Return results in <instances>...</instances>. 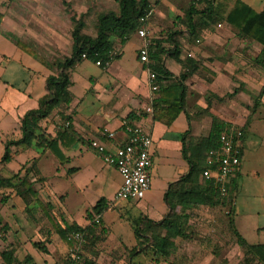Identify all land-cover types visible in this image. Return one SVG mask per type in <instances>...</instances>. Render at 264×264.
Wrapping results in <instances>:
<instances>
[{
    "label": "crops",
    "instance_id": "0c3cea01",
    "mask_svg": "<svg viewBox=\"0 0 264 264\" xmlns=\"http://www.w3.org/2000/svg\"><path fill=\"white\" fill-rule=\"evenodd\" d=\"M74 1L84 15L83 34L91 38L97 37L101 15L120 14V0ZM240 3L256 14L264 12V0H150L148 41L139 33L124 41L113 36L112 53L109 60L101 59V66L77 60L67 71L71 104L40 121L31 145H11L9 160L3 163L7 143L23 139L25 116L48 95L49 77L58 76V64L73 58L74 25L67 20L63 32L48 26L43 33L47 37L41 57L51 64L48 68L17 46L21 39L15 30H10L13 36L6 35L0 24V178L10 181L0 186V264H60L71 246L67 236L76 231L68 228L76 227L93 230L86 232L80 264H145L148 259L154 262L147 264H195L202 252L180 248L191 238L188 230L185 239H173L165 255L155 245L141 246L144 241L137 238L134 222L144 218L160 224L171 213L167 193L181 192L177 185L191 172L198 142L211 136L215 121L243 129V165L231 180L225 204L188 210V228L206 226L213 232L219 223L226 240L239 247L240 238L251 245L264 244V45L235 24ZM210 7L215 20L207 13ZM190 10L196 25L187 19ZM61 13L64 20L66 12ZM183 19L185 25L176 26ZM166 28L177 32L176 45L161 33ZM8 42L16 47L12 55L3 51ZM21 42L37 53L34 46ZM147 42L150 47L160 42L165 50L160 63L166 73L158 74L151 59L158 75L157 93L140 60ZM163 92L168 102L184 95L182 112L171 125L156 118L155 105ZM124 122L143 127L153 137L152 188L142 200L106 210L96 226L89 214L101 200H114L123 179L92 141L111 150L126 143ZM105 129L117 132L118 140H105ZM176 202L174 210L181 213ZM213 208L221 212L219 220ZM141 228L150 241L148 226ZM166 234L161 231L162 237Z\"/></svg>",
    "mask_w": 264,
    "mask_h": 264
},
{
    "label": "trees",
    "instance_id": "16d2710c",
    "mask_svg": "<svg viewBox=\"0 0 264 264\" xmlns=\"http://www.w3.org/2000/svg\"><path fill=\"white\" fill-rule=\"evenodd\" d=\"M119 3L120 14L110 12L99 17L98 33L96 38H91L83 34L85 26L83 19H78L77 17L72 18L74 23L73 58L71 60H67L65 63L58 64V68L61 71L58 76L49 77L47 81L48 95L40 102L37 110L31 111L25 116L23 120V139L18 143H7L6 154L2 163L9 160V149L11 145H31L36 138V131L39 128L40 121L49 117L55 110L68 107L71 104L72 99L68 89L70 81L67 71L77 60L83 59L84 55H87L88 59L91 61L101 62L102 58H104L105 61L109 60L113 50L111 42V38L113 36L124 41L128 37H131L135 33L139 32L141 19L146 17L151 12L150 0H120ZM214 12L215 10L212 7H210V10L207 12L209 14V18H212L213 20L217 17ZM192 13H194L193 10H190L187 14V19L190 22H193ZM235 16L239 20V22H235V24L240 27L243 33L264 45V12L256 14L249 7L240 3L235 9ZM1 20H3V14L0 13V21ZM230 20L234 24L232 18ZM194 25L196 24L194 23ZM161 33H163V35L166 34L167 37L169 36L168 38L170 41L174 42L173 38L177 32L173 30H164ZM174 44L176 45L175 42ZM17 46L25 51H28L34 58L38 59L46 67L51 68V64L46 59L41 57L35 51H32L21 41H17ZM160 46V42H156L155 46L150 47V57L157 64L156 68L154 67L153 69L158 74H164L166 72H164L161 66L160 55L165 53V50H162ZM262 60H264V53L262 55ZM169 91L170 90H168V92ZM164 98L165 93L163 92L161 99H159L155 105L156 118L159 120L163 119L167 125H171L182 112L184 107V95L181 93L175 100L170 102L165 101ZM162 103L166 104V107H163L162 105L164 104ZM214 126V131L209 138L199 140L197 148L198 156L191 162V172L177 185L181 188V192L174 194L169 191L167 193L166 199L168 204L171 206V213L167 215L165 220L160 224H154L144 218L135 220V234L139 240L143 239L144 242L141 243L142 246H149L150 243L147 242L151 241V245H155V249H158L165 255L168 254V250L174 245L173 239L178 237L185 239L187 236L188 220L190 217V215L187 214L188 210H193L201 206L217 207L225 204V201L228 198L224 199L218 193L214 185L203 178V172L207 168V154L211 149L219 145V138L225 127L224 124H219V122L216 121L214 122ZM9 184V180L0 178L1 187L9 186ZM174 200H176V203L182 207L181 213L175 212L173 206ZM105 211V201L101 200L94 208L93 213H90L88 217L93 220L94 215H101ZM142 224L148 226V229L150 230L152 235L150 241L143 238L144 233H142ZM232 224L233 222H231V225ZM73 229L85 232L84 229L79 227L68 228V232H71ZM163 230L167 231L165 237H162L161 235V231ZM87 231L89 234L93 233V230L91 229H87ZM235 233L238 235L237 232ZM240 244L247 249L250 254H253L260 263L264 264V244L251 245L241 238Z\"/></svg>",
    "mask_w": 264,
    "mask_h": 264
},
{
    "label": "built area",
    "instance_id": "2783aa9c",
    "mask_svg": "<svg viewBox=\"0 0 264 264\" xmlns=\"http://www.w3.org/2000/svg\"><path fill=\"white\" fill-rule=\"evenodd\" d=\"M151 12L141 19L139 35L147 40L146 25ZM83 59L89 60L87 55ZM140 60L147 67L149 82L153 93H157L159 86L158 75L152 70L153 63L150 58V43H146L140 51ZM101 66V62L96 63ZM149 113L154 109L149 108ZM123 131L127 141L111 150L105 143L98 140L92 141V147L98 150L107 164L117 168L122 176L123 183L113 201H106V210L127 204L132 200H142L152 188L151 169L153 166V137L141 126L128 122L123 123ZM105 140L116 142L117 132L105 129L101 133ZM243 137L242 128L227 125L224 127L219 145L211 149L207 154V168L203 172V178L211 182L218 193L224 198H229V186L232 178L243 165ZM102 215H94L93 224H102ZM87 233L74 231L67 236L71 246L66 257L60 264H80L82 260V246L86 242Z\"/></svg>",
    "mask_w": 264,
    "mask_h": 264
},
{
    "label": "rangeland",
    "instance_id": "374dc122",
    "mask_svg": "<svg viewBox=\"0 0 264 264\" xmlns=\"http://www.w3.org/2000/svg\"><path fill=\"white\" fill-rule=\"evenodd\" d=\"M77 5L78 3L74 0H0V13L3 14V20L0 21V24L2 23V26L4 25L1 31L6 35L10 34V36H13L10 30H15L21 41L23 40L25 43L34 46V49L37 53H40L41 56L45 50L43 49L45 47H43V43L45 44L47 36L44 34L48 31V26H53L55 29L60 28L63 32L67 20L71 21L73 17L83 19V21L85 20L84 15L77 12ZM59 10H61V12H66V18H64V20L63 13L59 16ZM87 10V7H84L83 11L85 12ZM53 21L56 23H53ZM98 22L99 20H97L96 23L97 29ZM186 22L187 21L183 19L178 21L177 25H175H185ZM17 34H15V37H18ZM57 36L56 33L54 38ZM175 37L176 33L174 35V38ZM51 46V49L57 52L58 49L56 46ZM3 51L7 52V54L11 53L12 55L15 53L16 47L8 42L5 43ZM213 211L216 212L219 210L213 208ZM219 213L221 212H218V217H216L218 220L221 218V214ZM222 216L226 217L225 214L223 215V212ZM206 219L208 221L213 219V217H207ZM218 224L216 223L217 226L214 227L213 232L207 231L210 230L211 227L206 226L202 228L198 227V229L196 227L192 228L191 226L188 228V235L191 238L187 239L188 242H181L180 246L182 247L180 248L202 252L203 258L195 259V264H262L243 246L239 247L231 240H226L228 236L222 234L221 229L218 228ZM1 233H3V231H0V234ZM151 244L152 243H150V245ZM183 261L185 262V260ZM197 261L199 263H196ZM152 262L154 261L148 259V261H145V264Z\"/></svg>",
    "mask_w": 264,
    "mask_h": 264
}]
</instances>
